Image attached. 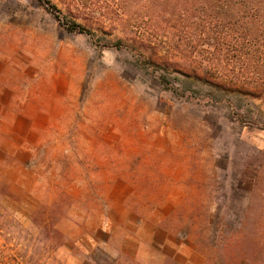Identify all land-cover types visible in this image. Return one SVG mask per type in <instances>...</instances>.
Returning <instances> with one entry per match:
<instances>
[{
	"label": "rangeland",
	"instance_id": "1",
	"mask_svg": "<svg viewBox=\"0 0 264 264\" xmlns=\"http://www.w3.org/2000/svg\"><path fill=\"white\" fill-rule=\"evenodd\" d=\"M122 2L0 0V264H264V100L155 66Z\"/></svg>",
	"mask_w": 264,
	"mask_h": 264
},
{
	"label": "trees",
	"instance_id": "2",
	"mask_svg": "<svg viewBox=\"0 0 264 264\" xmlns=\"http://www.w3.org/2000/svg\"><path fill=\"white\" fill-rule=\"evenodd\" d=\"M40 1L70 14L65 16L70 30L86 31L72 16L84 7L82 0H70L65 9L52 0ZM123 1L128 17L124 20L139 29L138 42L151 49L147 58L155 66L222 93L264 100V0ZM144 28L164 34L150 37ZM236 114L243 120L241 113Z\"/></svg>",
	"mask_w": 264,
	"mask_h": 264
}]
</instances>
